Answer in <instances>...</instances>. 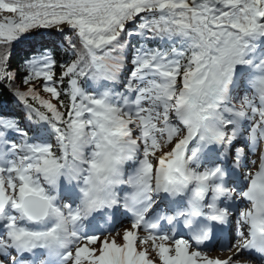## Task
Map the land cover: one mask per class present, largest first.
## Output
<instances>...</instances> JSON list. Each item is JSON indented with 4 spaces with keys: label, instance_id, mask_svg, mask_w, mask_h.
<instances>
[{
    "label": "snow or ice",
    "instance_id": "obj_1",
    "mask_svg": "<svg viewBox=\"0 0 264 264\" xmlns=\"http://www.w3.org/2000/svg\"><path fill=\"white\" fill-rule=\"evenodd\" d=\"M0 264H264V0H0Z\"/></svg>",
    "mask_w": 264,
    "mask_h": 264
},
{
    "label": "trees",
    "instance_id": "obj_2",
    "mask_svg": "<svg viewBox=\"0 0 264 264\" xmlns=\"http://www.w3.org/2000/svg\"><path fill=\"white\" fill-rule=\"evenodd\" d=\"M24 52H26V51L25 50L24 51H20V52L18 51V52L15 53L14 59L12 61L13 66H15L17 63L20 62V60L23 58Z\"/></svg>",
    "mask_w": 264,
    "mask_h": 264
}]
</instances>
